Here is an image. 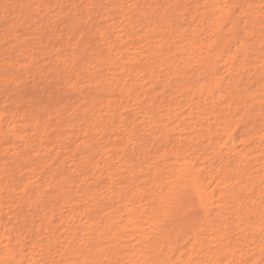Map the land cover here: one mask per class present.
Masks as SVG:
<instances>
[{
	"label": "bare ground",
	"instance_id": "1",
	"mask_svg": "<svg viewBox=\"0 0 264 264\" xmlns=\"http://www.w3.org/2000/svg\"><path fill=\"white\" fill-rule=\"evenodd\" d=\"M105 3L122 29L92 52L55 38L38 108L0 109L21 142L0 143V264H264L243 263L264 251V0H74L67 25H102Z\"/></svg>",
	"mask_w": 264,
	"mask_h": 264
},
{
	"label": "rangeland",
	"instance_id": "2",
	"mask_svg": "<svg viewBox=\"0 0 264 264\" xmlns=\"http://www.w3.org/2000/svg\"><path fill=\"white\" fill-rule=\"evenodd\" d=\"M63 0H0V109H4L6 113L9 111H21L23 110H35L40 105L39 102L43 100V93L48 94L51 90V87L48 83H52V80H57V77L48 70V63H50V59L48 56L53 55L56 50L59 48L58 42H56L55 38H61L62 40L72 39L71 42H74L79 34H84L82 46L87 48L86 52H92V48L96 47L95 40L90 38V41H86V38L92 35L102 36L99 27H106L105 30H108L111 33L117 30L122 29L123 25H111L114 22L119 20L121 11L115 12L116 8L105 3L110 10L102 11L104 16L98 19V23L102 25H83L81 29L73 25H67L70 23L69 15L73 12L72 4L74 0H65L64 8H62ZM88 0H78V3H81L83 6H87ZM108 2V0H105ZM21 6H24L23 8ZM110 13H113V17L118 18L117 20L109 19ZM188 18V17H187ZM108 20L107 22H103V20ZM18 23H21L20 25ZM48 24V25H46ZM137 22L134 26H137L136 30H141L142 33L147 29H153V27H145V25L138 26ZM91 26V27H90ZM160 28L169 27V25H160ZM202 27L201 25H199ZM205 26V25H204ZM185 27H192L193 25ZM264 27V26H262ZM191 28V29H192ZM203 36H207L209 34V29H204ZM124 31H122V34ZM264 34V29L261 32ZM118 34V33H117ZM154 33H151V38H154ZM50 38V39H49ZM49 39V40H48ZM112 40V39H111ZM125 41L130 43L131 41L128 38H125ZM44 42L46 48L40 50L41 43ZM85 42H88L87 44ZM36 49L34 53H32V49ZM67 53H71V50L62 51V58H67ZM42 54V55H41ZM44 55V59L43 58ZM87 55V53H86ZM58 58V57H57ZM84 62L85 60H81ZM195 64L193 62H188L185 66V71H188L189 68L192 70ZM192 70L190 73H192ZM43 72V74H42ZM36 76V80L34 77ZM68 83L70 88H73L71 82L64 81ZM169 95V93H167ZM165 94V95H167ZM106 97L105 95H103ZM103 97V98H104ZM69 106L71 109L69 112L71 113L75 108L79 107L80 104L75 103V98H68ZM49 106L47 110H43L40 112L41 118L44 119L45 115L51 116L52 118H56L59 116V112L57 108H51ZM106 111L104 110L103 113ZM165 116H169L166 109L163 110ZM77 112L73 114V117H77ZM64 116H68V113ZM187 117V115H186ZM60 120V118H59ZM140 121L139 129L140 132L148 138L150 136L151 130H149V126H146V123ZM170 122V121H165ZM169 127L173 128L172 123L169 124ZM63 136H66V133L63 132ZM5 142V147L15 145L18 147L21 142L15 136L11 135H2L0 134V143L1 141ZM223 151H226L223 148ZM39 152H37L38 154ZM118 159H115L117 162ZM72 169H76L75 166H72ZM1 176V165H0V179ZM20 181V179L16 182V184ZM1 182V181H0ZM12 185V183H11ZM261 209V208H260ZM264 218V212H262ZM255 221V218L252 219ZM262 221V220H261ZM259 221V223L261 222ZM149 236H152L150 230H147ZM251 232V230H250ZM252 233V232H251ZM136 237V235H134ZM134 236L130 237L132 242L135 243ZM253 236V234H251ZM33 238H36L35 235H32ZM42 236H39L37 239L42 240ZM237 237V235H235ZM252 238H249V241ZM244 245H248V241L243 242ZM259 244V242H257ZM255 245L251 244V246H244V250L248 252L246 255L247 260L243 263H246L250 260V258H254L255 256H262L264 262V251L260 253L258 249L254 247ZM145 253L143 258L141 259V263L147 264L148 257L154 254L150 249H146L142 251ZM135 250L132 249L130 245L128 249L123 252V256L126 257V261L128 257L133 256ZM125 260V259H124ZM124 263V262H123ZM255 264V260H250L248 264ZM104 264H109L105 261ZM127 264H131L128 262ZM257 264H262L260 261Z\"/></svg>",
	"mask_w": 264,
	"mask_h": 264
}]
</instances>
